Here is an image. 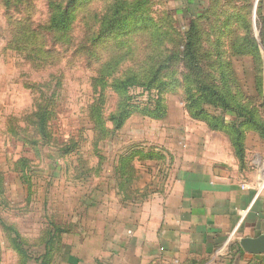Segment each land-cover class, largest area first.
<instances>
[{"label":"rangeland","instance_id":"1","mask_svg":"<svg viewBox=\"0 0 264 264\" xmlns=\"http://www.w3.org/2000/svg\"><path fill=\"white\" fill-rule=\"evenodd\" d=\"M199 6L0 0V264H72L78 226L82 253L104 254L117 221L202 151L239 158L229 123L264 126L263 4ZM239 129L254 159L263 128Z\"/></svg>","mask_w":264,"mask_h":264},{"label":"crops","instance_id":"2","mask_svg":"<svg viewBox=\"0 0 264 264\" xmlns=\"http://www.w3.org/2000/svg\"><path fill=\"white\" fill-rule=\"evenodd\" d=\"M194 14L202 0H170ZM263 4L264 0H260ZM176 5V6H175ZM237 159L230 151H202L171 176L168 187L135 207L130 222L117 221L104 254L88 247L84 230L73 240L72 264H264V251L251 253L241 240L264 232V151ZM245 161L244 168L239 165ZM148 204L147 206H144ZM132 210V209H131ZM134 211V210H132ZM116 223V222H115ZM118 224V223H117ZM88 237V236H87ZM81 249V250H80Z\"/></svg>","mask_w":264,"mask_h":264},{"label":"trees","instance_id":"3","mask_svg":"<svg viewBox=\"0 0 264 264\" xmlns=\"http://www.w3.org/2000/svg\"><path fill=\"white\" fill-rule=\"evenodd\" d=\"M190 25H191V23L189 22V26L187 27V29L190 28ZM156 74L157 73H153V75H151L150 80L146 83V85H150L152 83V81L154 79H156ZM136 78H137V75H131V76L125 78L124 80H121L120 82L115 83L114 84V87L117 88V89H119V90H126V87L128 86L127 83L135 80ZM144 83H145V81H144ZM201 89H206V87H201ZM227 112H229V111H227ZM231 112H233V111H231ZM194 115L195 116H199L200 115V116L205 117L206 116V110H201L200 109V111L198 113H195ZM233 115H236V114L233 113ZM46 119H47L46 113L43 112V113H41L39 115L38 125L40 126V129L41 130H44V124L46 122ZM220 119L221 118L216 117L214 119L213 126L211 125V127L215 128V129H220L222 127H225L226 128L227 127V124L230 121L227 124H223L222 123L223 122V119H221V121H220ZM254 120H255L254 118L253 119L250 118L246 122H244L242 124H238L236 126V128H233V126H234L233 124H231V123L228 124V127L229 128L234 129V134L236 135L235 146L237 148V156L239 157L238 159H240V160L243 158V156H242V151H241L242 150V143H241V141H242V134H241V136L238 135V132L240 131L239 128H241V127H248L249 129H253V128H258L259 127V129H262L263 128V132H264V126H261L259 124L256 125V121H254ZM121 123H122V120L120 119V115H118L117 119H115V126H119ZM240 132H242V130Z\"/></svg>","mask_w":264,"mask_h":264},{"label":"water","instance_id":"4","mask_svg":"<svg viewBox=\"0 0 264 264\" xmlns=\"http://www.w3.org/2000/svg\"><path fill=\"white\" fill-rule=\"evenodd\" d=\"M241 246L245 251L260 253L264 251V232L257 237H247L241 240Z\"/></svg>","mask_w":264,"mask_h":264}]
</instances>
